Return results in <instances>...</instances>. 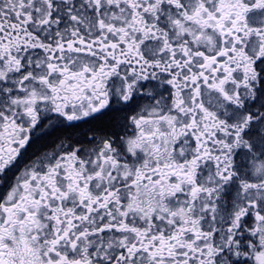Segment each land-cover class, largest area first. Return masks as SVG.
<instances>
[{"label":"snow or ice","instance_id":"6c2138e0","mask_svg":"<svg viewBox=\"0 0 264 264\" xmlns=\"http://www.w3.org/2000/svg\"><path fill=\"white\" fill-rule=\"evenodd\" d=\"M0 264H264V0H0Z\"/></svg>","mask_w":264,"mask_h":264}]
</instances>
